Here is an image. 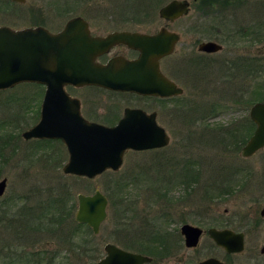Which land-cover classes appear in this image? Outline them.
Listing matches in <instances>:
<instances>
[{
    "label": "rangeland",
    "instance_id": "1",
    "mask_svg": "<svg viewBox=\"0 0 264 264\" xmlns=\"http://www.w3.org/2000/svg\"><path fill=\"white\" fill-rule=\"evenodd\" d=\"M0 0V26H8L13 29L42 24L50 28L62 25L67 19L81 15L89 20L97 32H108L117 29H133L142 32H155L162 26L170 30L177 31L180 42L175 48V52L162 62L165 71L170 74L172 63L180 58L196 54L197 40L205 39V34H199L191 30L198 19L210 20L220 25L221 33H214L215 39L220 40L223 50L206 58L215 63L221 64V60L235 58L236 56L264 57V0H240L243 3L237 6L231 1V5L222 11L211 8L212 14L203 16L201 4L204 0H187L189 11L173 22H166L158 16V9L170 0H25L24 3ZM204 7V6H203ZM261 39H257V36ZM257 40H256V39ZM249 53V55H245ZM204 59H195L193 62H185L191 66L190 72L194 71V86H186L183 96L192 99L189 112L184 117H171L169 113L170 103L153 104L158 112L157 119L162 125L169 142L167 146L152 152L127 151L123 157V163L116 172H129L137 168V164L143 162L144 168L149 164L158 162L159 157L169 160V167L163 170V174L156 178L160 180V191L156 190L153 182H141L134 180L130 187L123 194L115 188L120 196H125L123 208L128 207L133 214L139 217L133 220V226H142V229L149 231L150 227L145 223V212L154 214L155 209H159L155 216L162 223H167L162 234L166 235L168 250L156 251L152 262L148 264H199V261L214 256L224 259L222 249L216 247L212 240L204 233L196 248H186L183 238L179 232L182 223H189L200 227L203 230L213 226L217 228H230L235 231L244 232V249L240 253L230 256L234 264H264V253H261V246H264V219H260L258 209L264 203V148L256 152L249 158L241 156L240 150L229 149L233 145L225 140V137L215 138L216 135L224 136L226 128L233 125H242L245 118H249L248 111L251 101L257 96L254 95L255 88L264 89L263 75L257 77L239 78L242 82L239 85L218 84L216 81L208 83L204 76L206 66H203ZM222 67L219 66V72ZM230 81L227 77H222L221 81ZM35 86L24 84L0 91V137L5 136L8 140L2 147L0 153V180L7 179L5 193L0 197L3 199L15 198L17 195L34 190L40 197H46L47 190L58 191L65 184L68 190L73 193V203L75 202L72 216H70L69 226L60 228L59 233L52 238L43 237L34 251L39 250L44 259L41 264H95L103 255V246L107 242L118 244L113 236L116 227L110 222L112 213L119 210L117 205L121 201H116L110 205L108 200L107 216L100 225L97 239L92 242L99 253L80 254L77 247V234L73 237L70 233L74 231V214L77 204L76 194H92L95 189H99L105 194V187L111 185L108 178L103 173L93 179L66 175L61 167L67 160L66 149L59 142L44 145L36 139L23 140L20 138L10 140L8 133L20 134L23 130L35 121L34 111H30L25 104L27 95L30 96ZM70 93L77 96V89H70ZM93 98L98 102L100 108L105 105H114L118 102L120 107L129 105L137 101L136 98L127 96H112L104 91H93ZM92 98V99H93ZM25 99V100H23ZM240 99V102H234ZM264 100V99H260ZM257 100V101H260ZM254 102V101H253ZM236 103V104H235ZM215 104V105H214ZM239 104V105H238ZM214 105V108L212 107ZM105 109H98L99 118L102 117ZM31 112V113H30ZM161 113V114H160ZM204 116V118H200ZM241 129L244 131L248 125L247 121ZM246 130L242 136L247 137ZM10 140V142H9ZM1 146V138H0ZM53 154V158H46ZM3 155V156H2ZM3 157V159H2ZM58 158V162H55ZM202 160V162H200ZM182 161V162H178ZM186 161V162H185ZM197 167L201 164L204 173H214V170L224 168L225 177L234 168H242L246 171L247 179H243L239 174L234 175L235 183L231 184V193L216 195L211 199L205 193L204 187H197V193L185 197L182 186L176 184L175 175L180 172L184 164ZM155 165V164H154ZM149 165V166H154ZM169 170V173H167ZM223 171V170H221ZM113 172V171H112ZM215 174H210L213 177ZM229 176V177H230ZM139 181V182H138ZM154 190V191H153ZM120 200V199H118ZM224 209H227L224 212ZM237 211V212H235ZM161 214V215H160ZM143 221L140 222V220ZM167 219V220H166ZM169 219H173L167 222ZM55 226V225H52ZM80 234V232H79ZM95 235V234H94ZM2 237H5L3 235ZM122 247V246H121ZM128 250V249H127ZM4 252H8L4 249ZM145 254L143 252H139ZM97 254V255H96ZM39 255V254H38ZM85 255V256H82ZM147 255V254H146ZM40 257V255H39ZM35 259L36 257H32ZM0 264H8L7 258L0 260Z\"/></svg>",
    "mask_w": 264,
    "mask_h": 264
},
{
    "label": "water",
    "instance_id": "2",
    "mask_svg": "<svg viewBox=\"0 0 264 264\" xmlns=\"http://www.w3.org/2000/svg\"><path fill=\"white\" fill-rule=\"evenodd\" d=\"M24 3L25 0H11ZM189 11L187 0H171L162 6L160 17L173 20ZM81 17H73L57 33L44 27L12 29L0 26V90L23 82L45 84L38 122L22 132V137L59 139L68 154L61 170L66 175L93 179L105 171L120 169L127 150L144 151L162 148L169 142L165 130L139 109L124 110L116 124L107 126L89 122L78 112L77 98L69 96L65 85H96L117 91H130L142 95H177L182 89L166 81L159 70V59L173 52L178 34L162 28L155 34L139 32H113L106 37H91ZM116 42H124L139 50L135 60L120 57L98 64L93 57ZM98 47L99 49H94ZM213 42H202L200 51H218ZM161 79V80H160ZM163 86L160 90L159 86ZM64 109L58 112L56 107ZM249 118L255 124L253 134L241 149V156L250 157L264 148V101L249 108ZM7 179L0 180V197L5 193ZM107 197L96 189L92 194H77L75 220L86 224L93 234L107 216ZM264 218V204L259 209ZM215 245L227 254L244 249V233L229 228L210 227L206 231ZM187 248H195L203 230L184 223L180 227ZM104 255L95 264H147L148 255L132 252L107 242ZM264 253V246H261ZM199 264H233L216 257H207Z\"/></svg>",
    "mask_w": 264,
    "mask_h": 264
},
{
    "label": "trees",
    "instance_id": "3",
    "mask_svg": "<svg viewBox=\"0 0 264 264\" xmlns=\"http://www.w3.org/2000/svg\"><path fill=\"white\" fill-rule=\"evenodd\" d=\"M8 2L7 0H5ZM261 66L260 61L258 62V70L257 73L264 71V69H259ZM264 77V76H263ZM264 79V78H263ZM24 85L28 86H36V84L31 83H23ZM22 85V84H21ZM257 90L254 91V95L257 96L251 102H256L257 100L264 99V89L256 88ZM33 93L25 98L26 100L39 98L38 87ZM23 99V100H25ZM264 101V100H260ZM215 105V104H214ZM214 105L212 106L214 108ZM27 107V105L25 104ZM186 114H183L184 117ZM247 121V126L243 131L241 128L244 127V124ZM0 128H4V125L0 124ZM254 124L251 122L250 119L245 118L242 121V125H233L231 127L226 128L225 132H223L224 136L216 135L215 138L225 137V140L231 143L233 146L228 147L229 149L240 150L242 146L248 140L247 137L242 136V134L248 130V134L253 130ZM8 138L10 140L20 138V134H12L8 133ZM1 138V150L2 147L7 143L8 140L2 141L5 139V136ZM9 140V142H10ZM39 143H44V145H49L54 141H37ZM59 142L61 145L62 143ZM240 148V149H239ZM0 150V153H2ZM3 156V155H2ZM52 152L51 155L48 154L46 158H53ZM3 159V157H2ZM55 162H58V158H55ZM182 162V161H178ZM186 162V161H185ZM183 162L184 164H186ZM202 162V160H200ZM168 158L162 159L159 157L158 162L149 164L154 165L158 164V167H151L148 169L149 172H162L165 168L168 167L169 164ZM199 164V163H197ZM201 165V164H200ZM137 168L133 169L129 172H112L106 171L103 173L105 178L111 182V185L105 187V195L110 201V205L115 203L116 201H121V205H117L119 210H115L112 213L110 222L112 223L113 227H116V231H114L113 236H115L114 240L120 244L123 248L135 251V252H143L149 256L155 257L156 251H165L168 250V243L166 235H170L168 232L162 234L163 228L160 224H157L156 219H148L144 218L145 223L150 227L149 231L142 229V226H133L134 228H128L129 225H134L133 220H139V217L136 214H133L130 208H123L124 204L123 201L125 196H120L118 191L115 189L118 187L119 192L123 190L124 192L127 190L128 187L131 186L134 180H139L142 182L145 177V172L147 168L143 166V162L136 165ZM192 168V172H197L199 170L198 167H189ZM169 168L167 173H169ZM223 170V171H221ZM220 174H224V168H221ZM238 168H234L227 173L225 177L226 179H218L216 176L209 177L208 183L204 184V187H208L210 189V193L208 196L211 198H215L216 195H224L231 193L232 189L230 187L231 184L235 183L236 179L233 178L230 180V174L238 173ZM187 168L182 167L180 168V172H186ZM179 172L178 175H175V178L185 179L184 175H181ZM210 174H214L213 172ZM178 176V177H177ZM234 177V175H232ZM74 178L80 179L77 176ZM193 179H197V175H193ZM138 181V182H139ZM233 182V183H232ZM65 184L62 188L47 190L46 197H40L38 192H34V190L27 191L22 195H17L15 198L3 199L0 201V260L3 258H7L8 264H41L44 257L42 253L37 250L34 251L35 245L39 243L43 237L52 238L54 235L59 233L61 227L69 226L70 216H72V212L74 209L75 202L73 203V193H71ZM120 199V200H118ZM69 220V221H67ZM143 219L140 220V222ZM55 225V226H52ZM74 231L70 233V236H75L77 234V247L79 248L80 254H87L90 253L94 255L95 253H99L97 247L92 243L94 239H97V236L94 235L91 229L86 224H79L74 222ZM80 232V234H79ZM5 235V237H2ZM4 249H7L8 252H4ZM165 249V250H164ZM97 253V254H98ZM40 257H39V255ZM96 254V255H97ZM224 260H229L230 256L224 253ZM85 256V255H82ZM32 257H36L33 259ZM94 256L90 258H94ZM229 258V259H228ZM52 264V261L50 262Z\"/></svg>",
    "mask_w": 264,
    "mask_h": 264
},
{
    "label": "flooded vegetation",
    "instance_id": "4",
    "mask_svg": "<svg viewBox=\"0 0 264 264\" xmlns=\"http://www.w3.org/2000/svg\"><path fill=\"white\" fill-rule=\"evenodd\" d=\"M170 1H168V2H170ZM231 1L230 0H204V2L201 4V7L200 6L198 7V10L202 11L203 16H209L212 14L211 8H217V11H222L227 6L231 5ZM11 2H13V1H11ZM13 3L16 4L17 2H13ZM167 3H165L164 5H166ZM233 3H235L237 6H239L243 3V1H242V3H240V0H233ZM164 5H162V6H164ZM162 6H160V8ZM189 8H190V6H189ZM159 9H158V11H159ZM77 16L81 17V19L83 20L81 22H85L86 31L88 32V35L91 37H106L108 34L113 33V32H139V33H144V34H155V33L159 32V30L162 28L166 29L169 32H173V33L178 34V37H179L178 41L174 45L173 52H171L168 55L162 56L158 62H159V70H160L161 74L163 75V77L166 79V81L173 83L177 87L181 88L182 89L181 94L169 95V96H161L159 94L142 95V94H138L135 92L117 91V90H112V89H108V88H104V87H100V86H96V85H90V84H83V85H79V86L77 85V87L72 86V85H65L64 89L68 93V95L73 97V98H77L79 114L85 120H87L89 122H97V123H101L103 125L111 126V125L116 124L117 121L123 116L124 110L126 108L139 109L143 113H145L146 115H153L155 123L158 126H161L165 130V128L162 125H160V123L158 122L157 116H159L158 115L159 111L157 112L154 109L153 104L157 103L159 105L161 103H166V104L170 103L169 110H167L166 113H169L170 116L173 118H175L177 116V121H178L179 116L182 117L183 114H186V115L188 114L189 106L192 103V99H190L188 97H184L183 93H184V89L186 86H190V88H192L195 85L194 81H193L194 80L193 74H195V73H194V71H192L193 74L190 72V70H191L190 65L187 66V64H184V67H186L187 69L183 68L182 65L185 62H193L194 63L195 59H201V58L204 59L203 66L207 67L206 70L204 71V73H205L204 76H205V78L209 84H210V82L215 83V81H216L220 85L224 84V83L229 84V85H239L240 83H242L239 81V78H241V77H243V79L246 80V78H248V77L250 78V75L252 77H254V76L257 77L259 74L264 76V71H261L260 73L256 72L258 70V62L259 61L261 63V66L259 67V69H264V57H258V55H255V56H236L235 58H228L225 60H221V64L215 63L211 60L206 59V58H211V56L218 54L223 50V45L220 43L221 39L217 40L213 36V34L216 32H217V34L221 33L220 25L216 24L217 20H215L213 23H210V20L198 19V21L194 25L191 26V30H193L194 32L199 33V34H205L207 37L205 39L197 40V42H195V44H196V54L195 55H189L187 57L180 58L179 61L172 63L173 66L171 67V73L168 74L165 71L164 67L162 66V62L164 59L169 58L171 55L174 54L175 48H176L177 44L180 42L181 36L177 31L170 30L166 26H162L161 28H159L155 32H142V31L133 30V29H117V30H112V31H108V32H97L93 28V26L89 20H86V18H84L81 15H77ZM158 16H159V14H158ZM73 17H75V16H73ZM71 18L67 19L62 25L61 24L57 25V27H55V28H50L47 25L44 26L42 24H35L34 26H30V27L43 26L48 31H50L51 33H56L58 31H60L61 29H63L65 24L67 23V21L70 20ZM160 18L166 22H173V21L179 19L180 17L175 18L173 20H167V19H164L162 17H160ZM257 39L259 40V39H261V37L258 35ZM202 42H213V43L219 45L220 49L218 51H210V52L200 51V50H198V46ZM94 49L98 50L99 48L95 47ZM139 54H140L139 50L127 45L126 43L116 42V43H113L112 45H109L107 47V49H103V51H99L98 53H96V55L93 57V61L95 63H98V64H106L110 59L115 58V57H120V58H124L127 60H135L138 58ZM245 55H249V53H247ZM219 66L222 67V70L220 72H219ZM222 77H227L230 79V81L220 82ZM34 84H36V86L38 87V92H39L40 98L29 99L26 102L27 108L28 109L31 108L30 111H34L33 116L35 118V121H32L31 125H29L28 128L35 125L37 123V121L39 120L40 112H41L42 98H43L45 88H46V86L44 84H38V83H34ZM158 86H159L160 90L163 89V86H160V85H158ZM73 88L77 89V96L70 93V89H73ZM95 90L96 91L97 90L104 91L108 95H112V96H127V97H131V98H136L137 101L132 102L129 105L127 104V105L121 106V107H120L118 102H114V105H109V106L105 105V106H102L100 108V106L98 105V102L93 98V91H95ZM255 90H257V89L255 88ZM240 101L241 100L238 99L234 102H240ZM254 103L255 102H251L248 105H250V107H251V105ZM103 108L105 109V111L101 115H102V117H105L107 120H104V119H101L98 117L100 114V113H98V109L100 110ZM56 109H58L57 110L58 112H61L62 110L64 111V109H62L59 106L56 107ZM200 118H204V116H202ZM165 132H166V130H165ZM31 139H36L37 141H45V140L60 141L59 139H40V138H31ZM31 139H28V140H31ZM42 144H44V143H42ZM62 145L64 146L63 143H62ZM159 149H161V148H159ZM155 150H157V149H150V150H144V151H139V152H141V153L145 152L146 153V152H152ZM128 151H131V150H128ZM134 152H137V151H134ZM247 158H249V157H247ZM179 165L181 166V168L182 167L187 168L186 172H180L181 175L185 176V179L181 178L180 176L179 177L177 176L179 179L175 178L176 184L174 183V180H172V182H173L174 186L179 184L178 186L181 185L183 187L182 190H183V193H185L184 194V197H185L184 202L186 203L189 199L188 195L196 194L197 193V187H199L201 185L203 186V183L204 184L208 183V181H209L208 178L210 177V174H208V173L203 174V171L200 169L201 168L200 164H197V167L199 168V170L197 172H192L193 169L189 168L192 166H189L187 164H179ZM158 166H159L158 164H155L153 167H158ZM168 167H169V164H168ZM148 169H151V167L146 169V172L144 174L145 177H144V180H142V182H144L145 184L148 181L153 182V185L156 187V190L160 191V188H161L160 180H161V178H156V177H154V175L160 176L163 173L160 172V174H159V172H157V171L156 172H152V171L149 172ZM238 169H239L238 170L239 176L242 177L243 179H247L248 177H247L246 171H243L244 169L239 168V167H238ZM220 172L221 171H219V170H214V174H215L214 176H216L219 180L221 179V175H222V174H220ZM178 174H176V175H178ZM194 174L197 175L196 180L193 179ZM230 177H231L230 180L235 178L233 176H230ZM233 182H235V181H233ZM204 191L206 194H209L211 192L208 187H204ZM76 199H77V194H76ZM211 199H215V198H211ZM157 208H158V206H157ZM157 208L155 209L153 215H150V213L145 212V218L156 219L157 224H160L161 227L164 228L167 223L166 224L162 223L161 220H159L158 218H155V216L157 214H159V213H156L159 210ZM76 209H77V206H76ZM259 209H258V215H259ZM226 211H227V209H224V212H226ZM235 212H237V211H235ZM260 219H264V218L260 217ZM171 220H173V219H169L167 222H170ZM182 224H184V223H182ZM181 225H180V227H181ZM193 226H195V225H193ZM180 227H179V232H180ZM211 227H213V226H211ZM215 228H217V227H215ZM223 228H226V227H223ZM206 230H203V232L206 233L205 232ZM241 232H243V231H241ZM204 233H202V235ZM201 236H200V238H201ZM182 238H183V236H182ZM199 241H200V239H199ZM183 242H184V238H183ZM216 247H218V246H216ZM218 248H220V247H218ZM220 249H222V248H220ZM222 251H223V249H222ZM228 255L231 256L233 254H228ZM224 259H221V260L228 262V263H233L231 258L230 259L228 258L229 260H224Z\"/></svg>",
    "mask_w": 264,
    "mask_h": 264
}]
</instances>
